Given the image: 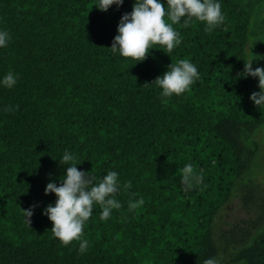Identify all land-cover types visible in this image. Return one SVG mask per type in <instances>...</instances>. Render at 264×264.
Instances as JSON below:
<instances>
[{
	"label": "trees",
	"instance_id": "16d2710c",
	"mask_svg": "<svg viewBox=\"0 0 264 264\" xmlns=\"http://www.w3.org/2000/svg\"><path fill=\"white\" fill-rule=\"evenodd\" d=\"M98 2L0 0V30L11 36L0 47V264H204L218 253L215 218L258 156L252 137L264 128V107L250 96L259 80L241 73L248 61L264 68V0H215L223 24L209 33L182 18L173 25L181 43L169 54L156 45L138 63L110 50L135 0L106 12ZM180 59L200 79L162 97L151 82ZM66 151L97 182L115 171L121 185L122 207L110 218L94 206L83 254L80 241L62 245L43 214L57 199L47 184L59 186L71 166L60 163ZM189 163L203 180L185 191ZM32 205L29 226L22 209ZM229 262L264 264V227Z\"/></svg>",
	"mask_w": 264,
	"mask_h": 264
},
{
	"label": "clouds",
	"instance_id": "9594fccd",
	"mask_svg": "<svg viewBox=\"0 0 264 264\" xmlns=\"http://www.w3.org/2000/svg\"><path fill=\"white\" fill-rule=\"evenodd\" d=\"M123 3L124 0H99L95 6L106 12L112 5L119 7ZM182 18L184 27H188L196 19L206 25L204 30L209 33L225 21L221 4L215 0H167L166 7L160 0H135L132 11L122 15L117 28L118 35L114 37L110 50L113 54L118 51L122 57L132 58L137 63L146 60L150 50L156 45L166 49L163 51L169 54L181 43L180 32L173 25L180 24ZM10 40L9 32L0 30V47H7ZM241 74L258 78L260 91L253 92L250 99L257 107H264V68L256 67L253 70L252 61H248L245 62ZM199 79L197 66L189 59H180L171 63L168 70L151 84L162 89V97H171L173 94L180 96L190 90V86ZM16 81V75L9 72L3 78L2 84L10 89L15 86ZM5 111H12V108H5ZM74 160L75 157L67 151L60 160L62 165L71 166L66 167V175L59 186L54 182L47 184L45 194L54 193L57 199L55 206L49 204L43 214L53 224L51 231L54 237L65 247L73 241H80L79 251L83 254L88 246V241L82 239L83 231L92 216L94 206L99 205L102 209L101 220L110 218L113 209L122 207L116 199L121 185L117 172L108 171L97 182L94 175L78 170V164ZM181 174L185 191L202 183V173H198L190 163L181 169ZM131 186V181L123 185L124 189H130ZM143 204V198L135 201L130 199L128 207L129 210H136ZM35 207L36 205H32L28 209H22L29 226ZM204 264H220V260L209 258Z\"/></svg>",
	"mask_w": 264,
	"mask_h": 264
},
{
	"label": "rangeland",
	"instance_id": "374dc122",
	"mask_svg": "<svg viewBox=\"0 0 264 264\" xmlns=\"http://www.w3.org/2000/svg\"><path fill=\"white\" fill-rule=\"evenodd\" d=\"M252 139L259 143L258 156L214 221L213 237L218 248L215 258L220 264H231L230 258L264 227V128Z\"/></svg>",
	"mask_w": 264,
	"mask_h": 264
}]
</instances>
